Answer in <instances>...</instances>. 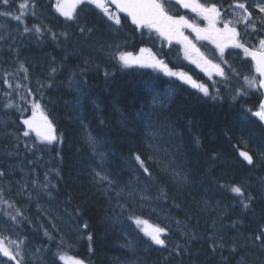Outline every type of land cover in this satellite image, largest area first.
Here are the masks:
<instances>
[{"label": "trees", "instance_id": "obj_1", "mask_svg": "<svg viewBox=\"0 0 264 264\" xmlns=\"http://www.w3.org/2000/svg\"><path fill=\"white\" fill-rule=\"evenodd\" d=\"M21 2L15 0L12 9ZM0 10H5L3 5ZM91 18H79L80 24L94 28L88 36H82L74 26L67 38L58 35L53 40L46 29L40 43L29 39L16 45L31 81H40L44 86L34 94L42 98L41 107L61 134L62 143L59 150L54 146L52 151L58 153L59 163L50 168L44 156L28 152L21 145L28 137L20 136L15 152L23 157L24 169L28 168L25 171L31 178L47 185L55 204L72 211L75 219L70 230L74 229L72 238L76 242L72 254L93 264H264V251L246 239L264 224V198L260 195L264 191V161L257 156L253 166L239 156L240 151H264V127L245 111L258 109V96L250 94L238 102L228 96L217 101L186 89L168 99L166 80L160 75L137 66L125 68L113 58V54L137 48L134 45L142 40L140 34L133 29L136 43L123 46L121 37L110 36L100 20ZM34 22L29 18L26 25L31 28ZM118 43L122 45L114 49ZM52 68L57 69L55 74ZM105 71L110 74L107 78ZM3 87L1 80L0 110L11 119L20 118L13 108H2L6 92ZM231 92L234 94V90ZM153 97L167 99L161 107L153 104ZM22 103L29 105L28 100ZM149 120L158 129L155 143L159 153L149 145L145 128ZM3 126L0 133H13L15 129L14 124L12 132ZM16 128L22 135L25 127ZM89 136L97 141L95 150L88 142ZM16 144V140L0 138V168L11 178L19 176L16 164L10 169L4 164ZM97 153L104 154L103 162ZM137 154L149 167L151 179L135 161ZM153 155L155 160L148 159ZM101 170L113 182L111 190L106 191L107 182H98L95 173ZM173 170L183 173V178L175 177ZM234 183L257 196L253 211L244 212L239 198L222 187ZM130 192L133 195L129 196ZM141 195L147 199H141ZM137 216L148 224L154 222L171 229L168 250L151 245L141 231L146 225L138 227L135 223ZM237 221V227L232 228ZM181 229L196 238L189 241ZM77 230L93 237L92 252L88 251V239L75 238ZM29 233L31 240L44 246L49 263L52 253L67 252L64 246L58 248L56 242L41 238L38 229ZM210 237H223L224 246L213 251ZM186 241L188 253L169 255L173 244L184 246ZM234 242L236 252L231 251Z\"/></svg>", "mask_w": 264, "mask_h": 264}, {"label": "snow or ice", "instance_id": "obj_2", "mask_svg": "<svg viewBox=\"0 0 264 264\" xmlns=\"http://www.w3.org/2000/svg\"><path fill=\"white\" fill-rule=\"evenodd\" d=\"M15 0H0V5H3L5 10L0 11V17L11 18L19 24L25 23L26 16L36 17V9L38 7L37 0H22L18 7L13 11L12 5ZM169 0H56L53 7L55 11L64 17L68 21H73L77 23L79 28V33L82 36H88L93 31V27H89L87 23L80 24L78 9L80 6H94L102 14V18L106 17L108 21L111 22L109 27L112 25L120 27L122 25L121 14L124 15L125 19H130L131 24L135 25L137 29H147L150 33L155 32L160 38L167 40L171 43L175 40L177 43L183 45V50L185 57L190 59L192 63L196 64L197 67L202 68V70L209 73L210 77L214 72L215 75L222 78L224 82L229 81L230 76L225 71L224 67L220 63H214L212 60L208 59L203 52L196 46V44L189 38V36L184 34V29H191L192 33H195V39L198 41H207L215 45L216 50L219 53V57L222 63L227 64L228 61L224 59L226 49L237 48L241 49L246 57H250L254 62L255 71L258 73L259 79L257 77H244L245 85L240 88L235 89L233 99L247 95L246 89H264V0H204L203 3L200 0H175V3L180 5L185 9H189L192 13H195L201 21H203V26L200 23L195 22V20L190 21L184 15H174L171 13L170 8L167 6ZM115 6L113 11L111 6ZM82 10V9H81ZM7 23H0V29H7ZM51 33L52 39L56 40V33L51 32V29H47ZM45 29L39 24H33L29 28L26 24L23 27V34L34 33L37 39L44 35ZM67 38L68 33L62 32L60 34ZM255 36L258 39V43L251 44L247 37ZM3 39V36H0ZM119 48V45L116 46ZM147 53V55H145ZM194 57V58H193ZM113 58L117 59L118 62L125 68L131 67L133 64L139 65L142 68H152L153 70L162 71L168 76L178 77L180 80L190 83L192 87L199 89L204 96L210 97L212 99L220 98V90L217 88L215 94L210 92L207 85L203 83H198L193 80L191 76L184 72L173 71L168 65L161 59H158L155 54L151 52V49L141 48L140 54L134 56L131 52H119L118 55L113 54ZM87 63V62H85ZM231 68V66H229ZM19 70L25 73L24 78L27 79L29 69L24 66L23 63L19 65ZM232 73L239 75V72L235 68H231ZM57 72L56 68L51 69V73L55 74ZM12 75L10 73H5L3 83L7 84L9 88H12L8 77ZM105 77L107 78L110 74L105 71ZM51 87V85H48ZM246 86V88H245ZM21 85L17 84L16 88H20ZM43 87V85H41ZM215 87V82L213 84ZM29 94L31 90L29 89ZM12 93L5 92L4 97L7 99V103L3 105L6 109H11L15 105L10 99ZM21 99H26L21 97ZM159 97H153V104H159L161 107L164 105V100ZM41 105L38 101H33L32 103V116L21 121L22 125L26 130L22 132L23 137H29L31 133H35L36 138L41 142H46L47 144H52L54 142H59L60 137L56 135V131L53 123L48 119L47 116L40 111ZM21 113L27 109H19ZM251 112V109H248ZM39 113V115H38ZM254 116L258 117L260 121H264V101H261L258 105V110L252 113ZM140 115H143L142 113ZM4 126L7 128L9 125L5 121ZM147 131V136L149 138V145L152 147L156 153L160 152L159 147L156 145L155 141L158 136L157 126L153 125L151 121L145 125ZM7 135L12 136L16 139L17 144L14 146L12 152L8 155H13L15 149L19 147L20 135L16 133H7ZM89 144L95 150L97 146V141L94 137L89 136ZM195 144H199V140H194ZM25 148L28 145L25 144ZM29 151L31 149H28ZM100 160L103 162L104 154L97 153ZM239 156L243 158L248 165L256 166L257 156L260 161H264V151H260L257 154H250L249 151H240ZM135 161L138 162L139 167L146 174L148 179H151V172L149 167L146 166L145 160L142 159L140 154L135 155ZM148 159L155 160L156 156H149ZM168 166H165L167 170ZM8 173L0 168V177H5ZM173 175L177 178H183V173L173 170ZM98 182H107L108 189L113 188V182L109 177L103 174L102 170L95 173ZM35 183V182H34ZM26 186H21V192L24 191ZM40 187L47 189V185H41ZM222 187L227 188L236 198H239L238 202L244 212L253 211V205L257 201V196L253 195L252 192L247 191L244 186L239 184L223 185ZM121 193L117 192L116 196L120 197ZM129 196L133 193H128ZM161 197L166 194L161 190ZM261 198H264V191L261 192ZM141 199H147L146 196L141 195ZM0 203L7 206L8 209H13V211H5L3 214L10 220L13 224H19L22 220L27 219L23 216V213L14 207V204L10 201L4 199L3 190H0ZM123 209V205H119ZM133 219V217H129ZM135 223L138 227L141 225H146V227L141 228L144 235L151 242V245L159 246L162 249L168 250L169 245L172 244L170 240L169 233L171 229L166 226L160 225H150L146 220H142L140 217L134 218ZM180 222H177L179 225ZM239 222H233L232 228H236ZM87 227V225H85ZM182 234L188 237V240L195 239L193 234L181 229ZM45 235H48L47 230H45ZM93 237L88 236L89 251H91V241ZM212 250L215 251L217 248H222L224 246L223 237L216 240L213 237ZM251 241V244L258 247L260 250L264 251V224L260 225L257 231L250 237L246 238ZM26 238L11 239L9 236L3 235L0 232V264H29L27 259V254L25 252ZM64 245V241L61 240L60 244L57 245L61 248ZM131 248V245H127ZM131 250L135 251L134 248ZM238 249L233 243L231 251L236 252ZM37 251H42L37 249ZM190 249L187 247V241L184 246L180 244H173L169 255L173 253L180 257L188 253ZM84 264L82 259H78L74 256H70L67 252L59 251L52 253V258L50 264Z\"/></svg>", "mask_w": 264, "mask_h": 264}, {"label": "rangeland", "instance_id": "obj_3", "mask_svg": "<svg viewBox=\"0 0 264 264\" xmlns=\"http://www.w3.org/2000/svg\"><path fill=\"white\" fill-rule=\"evenodd\" d=\"M38 7H41V6H38ZM14 21L15 20H13V22ZM0 23L8 24V27L6 30L0 29V36H3V39H0V49L2 50V51L0 50L2 54V57L0 56V60L2 59V62L0 61V75L4 79L5 73L12 74L8 77L10 83L12 84V88H9L8 85L5 84L6 87H8L11 92L15 93L16 95H19L20 97L24 96L26 92L24 87L31 86L33 89L39 91V89L42 88L41 87L42 83L40 81H33V82L30 81L29 74H27L28 78L25 79L24 78L25 73L19 70L20 64L18 63L23 62L20 59L21 57L19 55H17L16 57H12L10 56L14 54L12 51L3 49L4 45L2 43L6 39H10L11 43H13L12 45H14L16 41L19 42L21 45L24 41V40L22 41V38L24 37V35L19 34V32H23V30L21 28L19 29L18 27L13 26L9 18L0 17ZM146 33H149V31L147 30ZM26 41L27 40L25 39L24 42ZM11 43H9V46ZM146 48L151 49L150 46H146ZM8 52H10V54H8ZM139 54H140V51L133 55L136 56ZM145 55H147V53H145ZM191 65H194L197 67V65L194 63ZM173 71H177V70H173ZM17 84L21 85V87L18 89L16 88ZM17 100L13 103L15 104ZM33 101L34 100L31 97V99L29 100V104L31 105V110L29 112L28 110L23 111V113H28V118L32 116ZM19 105L20 103H17L16 107ZM12 120L13 119H11L8 115L4 114L3 112H0V126L4 125L5 121L9 125L7 128L3 126L5 128V131H8V129H10L11 132L13 131L11 128V125L14 124ZM37 144H42V143H37ZM33 147H34V144H33ZM43 149L46 152V147H43ZM50 154H54V155H50ZM50 154H47V158L45 159L48 160V163L51 166L57 165L59 163L58 153L50 152ZM39 156L43 157V155H39ZM20 162H21L20 158L18 159L17 162L15 163L12 162L9 158V155L7 154L4 165L10 169L12 168L14 164H16V166L14 167L16 171L19 172V176L13 177V178L9 177V175L7 178L1 177L0 178V182H1L0 190H3V194L5 197H11L20 202H24L25 205L24 207H22L23 208L22 213L24 217H27V219H24L22 221L26 223L30 221H34L36 224L39 223L40 225L37 229L39 230L41 235L48 237L47 239L49 241H54L58 245L60 244V241L63 240L64 241L63 248L67 251H74L76 249V242L72 238L74 234L72 230L74 229L70 230L71 226L74 225V219H75L74 215H71L73 214L72 211H69L70 209L67 210L66 208L58 207L53 202L52 196L50 194H43L42 189L45 191H47V189L40 187L42 185L41 182L38 180L32 179L31 175L25 171L24 165H23V162L25 161H23V157H22V162L21 163ZM28 184L32 185V188L28 187ZM22 185L26 186L23 192H21L20 190ZM11 227L12 228L8 229L9 228L8 225H4L0 223V228H2V230L5 232L3 233V235L9 236L11 239L21 238L16 228H14L13 226ZM45 230H47L48 235H45ZM14 233L17 234V236ZM80 233L78 231V233L76 234L77 236L75 238L79 239L80 236H83L84 238H86V236L83 233L82 234ZM24 247H25V252L27 254V259L29 261V264H46V262L49 263L46 258L47 254L44 252L43 248L32 247V246L30 247L26 243ZM37 249H41L42 251H37Z\"/></svg>", "mask_w": 264, "mask_h": 264}, {"label": "bare ground", "instance_id": "obj_4", "mask_svg": "<svg viewBox=\"0 0 264 264\" xmlns=\"http://www.w3.org/2000/svg\"><path fill=\"white\" fill-rule=\"evenodd\" d=\"M113 38V37H112ZM118 40V39H117ZM120 42V41H119ZM117 45H119V46H121L122 44H120V43H118V44H116L113 48L115 49V48H117L116 46ZM22 58V57H21ZM47 67V66H46ZM83 76V75H82ZM29 77H30V75H29ZM75 77V76H74ZM76 79V78H75ZM80 93V92H79ZM164 94V93H163ZM204 103V102H203ZM99 106V105H98ZM101 106V105H100ZM50 108V107H49ZM92 110V109H91ZM123 114V113H122ZM126 116V115H125ZM122 120H123V118H122ZM149 122V121H148ZM118 124V123H117ZM3 132V131H2ZM110 135V134H109ZM122 136V135H121ZM103 137V136H102ZM113 140V139H112ZM106 141V140H105ZM126 141V140H125ZM116 145V144H115ZM123 146V145H122ZM158 146V145H157ZM112 147V146H111ZM1 149V148H0ZM106 155V154H105ZM105 159V158H104ZM83 160V159H82ZM22 166V165H21ZM128 167V166H127ZM17 168V167H16ZM25 169H26V171H29L28 170V168L25 166ZM54 170V169H53ZM25 172V171H24ZM249 178V177H248ZM213 182H214V180H212ZM1 183V182H0ZM22 183V182H21ZM1 186V185H0ZM9 188V187H8ZM9 190V189H8ZM141 190V189H140ZM95 191V190H94ZM212 192V191H211ZM108 193V192H107ZM4 195V194H3ZM107 195V194H106ZM79 196V195H78ZM168 196V195H167ZM169 197V196H168ZM53 199V198H52ZM153 199H155L154 197H153ZM111 200V199H110ZM208 200V199H207ZM206 200V201H207ZM210 201V200H209ZM107 203V202H106ZM68 210V209H67ZM212 210V209H211ZM69 211H71V210H69ZM209 213V212H208ZM71 214V213H70ZM71 215H73V214H71ZM118 215V214H117ZM36 217V216H35ZM89 217V216H88ZM220 219H223V218H220ZM219 222V221H218ZM123 223V222H122ZM185 227V226H184ZM84 233V232H83ZM40 234V233H39ZM85 234V233H84ZM86 238L88 239V236H86ZM47 239V238H46ZM188 239V238H187ZM204 240V239H203ZM208 242V241H207ZM48 255V254H47ZM47 255H46V258H47ZM111 260V259H110ZM239 260V259H238ZM241 262V261H240ZM220 263V262H219ZM222 264V263H221Z\"/></svg>", "mask_w": 264, "mask_h": 264}, {"label": "flooded vegetation", "instance_id": "obj_5", "mask_svg": "<svg viewBox=\"0 0 264 264\" xmlns=\"http://www.w3.org/2000/svg\"><path fill=\"white\" fill-rule=\"evenodd\" d=\"M187 10H189V9H187ZM190 11V10H189ZM41 14H43L42 13V10H41ZM191 19H199L198 17H196V15H195V13H192L190 16H189ZM189 19V18H188ZM190 20V19H189Z\"/></svg>", "mask_w": 264, "mask_h": 264}, {"label": "water", "instance_id": "obj_6", "mask_svg": "<svg viewBox=\"0 0 264 264\" xmlns=\"http://www.w3.org/2000/svg\"><path fill=\"white\" fill-rule=\"evenodd\" d=\"M262 90V99H261V101H264V89H261ZM263 122V125H264V121H262Z\"/></svg>", "mask_w": 264, "mask_h": 264}]
</instances>
